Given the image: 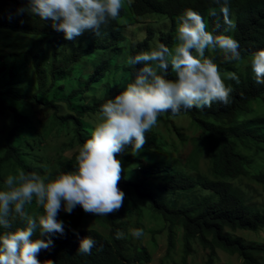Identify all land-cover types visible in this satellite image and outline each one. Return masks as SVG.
Wrapping results in <instances>:
<instances>
[{
	"label": "trees",
	"instance_id": "trees-1",
	"mask_svg": "<svg viewBox=\"0 0 264 264\" xmlns=\"http://www.w3.org/2000/svg\"><path fill=\"white\" fill-rule=\"evenodd\" d=\"M27 6L28 0H0V29H7L8 33L14 34L15 37L17 35L31 37L23 49L25 42L17 40L13 42L16 47L21 48L18 52L20 56H28L36 45H39L43 53V46L40 44L46 43L52 47L50 72L53 82L48 91L40 88L33 95H29L28 101L33 108L55 110L54 117L57 124L62 130L73 135L72 150L79 149L91 136L93 126L85 117L88 114L100 113L101 105L123 91L143 67V64L133 66L119 63L128 45L127 25H122L120 21L128 10L138 19L133 25L142 24L140 18L151 15H159L171 20V29L161 33L158 43V45L164 43L169 47L175 43L178 17L187 8L200 13L206 22L207 30L214 34L223 33L226 27L219 6L214 4L213 0H132L128 7L124 5L121 9L117 20L101 28L99 37L95 41L72 45L71 52L68 53L69 47L66 46V42L71 40L65 39L63 32L54 30L50 21L41 20L38 16L27 12L18 14V9ZM210 8H215L217 15H210ZM229 9L237 12L233 38L239 42L241 60L225 61L223 54L209 57L218 65L226 86L231 88L230 102L228 105L214 103L211 108L203 110L196 108L182 110L175 117H189L201 129L202 133L197 139L198 145L190 163L196 159L203 147H208L211 153V171L216 179L196 177L189 169L190 163L189 167L183 168L170 161H141L140 170L137 169L134 173H128L126 170L121 173L118 186L125 193L123 206L119 211L104 216L111 226L110 235L106 236L95 228H81L77 222L70 227L64 226L63 234H42L37 229L33 239L52 240V246L41 249L37 254L41 264H150L151 256L145 247L139 245L138 248H134L129 246L125 237L116 238L117 231L124 233L125 223L122 222L121 216L126 213L127 203L132 202L135 197L149 202L152 210L164 218L169 228L168 251L175 248L176 228L182 227L185 256L190 254L192 244L197 240L209 251V262L215 256L216 250H221L230 256L237 255L242 264H261L256 257L264 255V245L245 243L229 236L226 230L254 232L264 228V208L258 210L248 206L245 196L229 181L249 174L251 159L242 153L239 146H246V142H249L255 146L256 151H264V114L253 119L244 118L250 110L251 102L261 101L264 104V84L255 82V75L250 65L252 55L257 50L264 49V0H229ZM230 11L229 18L232 20ZM156 36L153 29H148L147 36L137 46H130L127 57H134L142 51L151 50ZM41 52L38 51V55ZM110 52H112L111 57L102 60L93 75L86 76V88L96 92L105 83H109L110 86L106 88L102 99L87 104L83 90L85 83L80 81L82 78L80 62L85 58L93 62L99 57V53ZM2 58L0 49V60ZM48 60L49 56L45 55L41 62L36 63V70L41 80L43 65ZM67 71L79 74V86L69 89L67 95L57 91L52 99L48 100L57 82L68 80ZM233 72L239 76V83L227 78L228 74ZM168 78H175L171 66L168 69ZM12 82H14L13 77L9 83ZM7 96L14 97L7 91L0 90V111L8 109L13 113L12 125L4 140V154L0 157V188L4 183L2 170L5 165L12 162L26 173L36 172L44 175L46 171L45 168L39 167L36 158L30 157L31 153L26 151L35 148L30 139L35 138L36 128L18 106L6 99ZM162 115L172 118L170 112ZM177 130L183 137L178 127ZM156 140L157 137L146 139L142 150L155 149L156 152L165 154L164 148L158 145ZM75 141L78 146H75ZM131 154L129 145L116 155L119 160H130ZM76 156L66 162L62 170L55 175L72 171ZM252 178L255 182L264 185V172L253 174ZM200 191H207L208 194L203 195ZM182 197L188 202L180 206L179 201ZM28 211L43 213V209H37L34 203L28 206ZM17 226L23 225L16 221L13 227ZM2 231L4 230L0 229V232ZM87 236L95 243L90 255H81L77 251L80 240Z\"/></svg>",
	"mask_w": 264,
	"mask_h": 264
},
{
	"label": "clouds",
	"instance_id": "clouds-1",
	"mask_svg": "<svg viewBox=\"0 0 264 264\" xmlns=\"http://www.w3.org/2000/svg\"><path fill=\"white\" fill-rule=\"evenodd\" d=\"M213 3L223 16V33L207 30L201 14L187 8L178 17L172 47L161 43L128 58L129 65L143 67L123 91L101 105L90 138L78 149L74 170L55 176L47 171L40 175L18 170L6 177L0 188V229L4 230L0 232V264H41L37 254L52 246V240L32 237L37 229L42 234H63V222L57 219L62 207L70 214L79 205L96 216L119 211L125 193L118 186L123 169L116 154L129 145L134 155L139 154L146 143V133L157 125L162 114L170 112L175 118L182 110L229 104L231 88L226 86L218 65L205 53L219 49L225 61L238 62L240 45L226 34L235 28L229 18V0ZM124 4L125 0H28V6L17 11L50 21L65 39L74 40L85 31L98 35L103 26L118 19ZM209 14L217 15L216 9L210 8ZM250 65L255 82L264 84V49L252 55ZM169 66L174 79L168 78ZM227 78L240 82L235 72ZM33 203L43 209L42 214L28 211ZM16 221L23 226L13 227ZM130 235L139 239L144 232L134 228ZM123 237L124 233L117 231L116 238ZM94 243L84 237L77 251L90 255Z\"/></svg>",
	"mask_w": 264,
	"mask_h": 264
},
{
	"label": "rangeland",
	"instance_id": "rangeland-1",
	"mask_svg": "<svg viewBox=\"0 0 264 264\" xmlns=\"http://www.w3.org/2000/svg\"><path fill=\"white\" fill-rule=\"evenodd\" d=\"M124 5L128 7V0H125ZM230 13L234 23L237 12L231 10ZM137 20L128 10L126 16L120 21L122 25H127L126 33L128 35L127 48L119 59V63L122 65L128 64L127 56L131 49L130 46H137L147 36L148 29H153L156 32V41L153 42L152 46V48H155L159 43L161 33L169 31L172 27L171 20L159 15L140 18L142 24L133 25ZM233 33L234 29H230L226 34L233 37ZM98 37L99 34L97 35L94 31H85L79 37L71 40V42H66V46L69 47L68 53L71 52L70 46H76L79 43L89 44ZM30 38L27 35H17L15 37L14 34L10 35L7 29H0V49L3 56L2 60H0V90L7 91L14 96H7L6 99L18 106L25 116L31 119L36 128L35 138L30 139L35 148L27 149L26 151L31 153L30 157L36 158L35 161H37L39 167L45 168L46 166V171L55 176V173L61 171L66 162L75 158L78 148L72 150L71 141L73 140V135L62 130L61 126L57 124L54 117V109L33 108L28 101L29 95H33L40 88L48 91L53 82L50 72L52 47H49L46 43L42 45L39 43L40 46H43L42 50L44 53L41 52L39 45H36L33 47L32 52L24 57V55L20 56L18 53L21 48L13 44L15 40L23 41L25 42V45L23 44L22 47L23 49L27 46L26 42L30 41ZM38 51L41 52L40 55H38ZM221 54L223 52L219 49L206 50L205 53L206 57ZM45 55L49 56V60L43 65V79L41 80L36 70V63L41 62ZM111 55L112 52L109 54L99 53V57L93 62L88 60V58L80 62L82 65L80 70L82 71V78L80 81L85 83L83 90L85 91L84 98L87 104H93L102 99L105 96L106 88L110 85L109 83H105L101 89L93 92L86 88V76L93 75L99 63L106 58H110ZM66 73L68 80H59L50 92L48 100H51L53 94H56L57 91H62V95H67L70 92L69 89L79 86V74L72 71H67ZM11 77H13L14 82L9 83ZM250 106V110L244 118L253 119L264 114V104L261 101H253ZM99 114H88L85 119L93 126ZM12 121L13 113L10 110L3 109L0 111V157L4 154V140L12 125ZM177 127L180 129L183 137L180 136ZM201 133V129L189 117L168 118L161 115L158 117L157 125L150 132L146 133V139L157 137L156 142L164 148L165 154H160L155 149L151 151L141 150L136 155L132 153L130 160H120L122 169L123 171L128 170V173H134L137 169H141V161H170V163H176L183 168L189 167L191 158L198 145L197 139ZM75 146H78L77 141H75ZM239 148L245 156L251 159L249 174L248 176L229 181L234 188L238 189L245 196L248 206L260 210L264 208V185L255 182L252 176L259 171L264 172V151H256L255 146L249 144V142H246V146L241 145ZM190 165L189 169L196 177L216 179L211 171V153L208 147H203V150ZM18 170H20V167L13 162L5 165L2 170L3 180L5 181L9 174L15 175ZM200 192L203 195L208 194L207 191ZM187 202L188 200L182 197L179 205L182 206ZM125 212L121 216L122 222L125 223L124 237L128 239L129 246L138 248L139 245H142L148 250L151 256L150 264H242L241 259L237 255L230 256L221 250H216L215 256L209 262V251L204 249L197 240L193 242L190 254L185 256L182 227L176 228L175 248L168 251V225L160 214L152 210L147 201L135 197L132 202L127 203ZM57 219L62 221L63 226L66 227L73 226L77 222V225L81 228H95L106 236H109L111 233V226L104 216L86 213L79 206H76L70 214L64 211L62 207ZM134 228L143 229L144 235L139 239L131 236L130 229ZM226 232L229 236L240 239L245 243L264 245V228L254 232L241 230L234 232L226 230ZM256 259L261 264H264V255L257 256Z\"/></svg>",
	"mask_w": 264,
	"mask_h": 264
}]
</instances>
